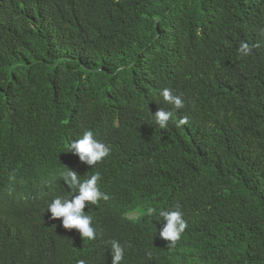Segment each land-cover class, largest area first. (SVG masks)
Returning <instances> with one entry per match:
<instances>
[{"label":"trees","instance_id":"1","mask_svg":"<svg viewBox=\"0 0 264 264\" xmlns=\"http://www.w3.org/2000/svg\"><path fill=\"white\" fill-rule=\"evenodd\" d=\"M0 3V247L46 235L67 167L109 196L85 209L101 248L85 264H112L111 240L121 264H264V0ZM84 131L110 148L96 165L67 152ZM177 205L169 247L158 213Z\"/></svg>","mask_w":264,"mask_h":264},{"label":"clouds","instance_id":"2","mask_svg":"<svg viewBox=\"0 0 264 264\" xmlns=\"http://www.w3.org/2000/svg\"><path fill=\"white\" fill-rule=\"evenodd\" d=\"M2 5L0 3V6ZM239 51L243 55H248L251 48L247 43L242 42ZM117 71H122V69H117ZM159 95L163 103L175 110L185 106L182 96L175 94L171 88L161 89ZM153 116L155 124L163 129L167 127L173 112L160 108ZM187 122V117H184L179 123L183 125ZM68 151L78 155L81 162L96 165L109 155L110 148L106 143L96 139L92 131H84L78 139L70 141ZM66 169L61 176L62 181L70 190H66L48 204L47 210L51 215L49 216L50 223L45 225L46 235L43 238H36L26 232L25 236L10 239L9 246L0 247V251L17 255L24 264H85L90 256L99 257L101 248L95 242L97 226L95 222L93 223V217L88 215L85 209L87 210L88 204L96 205L100 200L107 201L109 196L98 186L99 172L82 180L81 175H78L76 171L67 167ZM183 215L179 205L175 209L158 213L161 219L157 221L165 222L159 235L170 242L169 247L175 245L188 227ZM124 216L130 221L141 217L138 210L128 212ZM109 244L111 245L112 264H121L126 257L124 247L117 240H111Z\"/></svg>","mask_w":264,"mask_h":264}]
</instances>
